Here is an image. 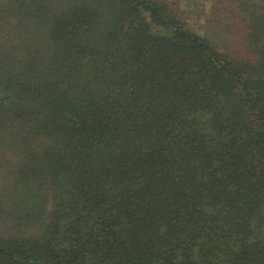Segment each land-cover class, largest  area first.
Wrapping results in <instances>:
<instances>
[{"label": "trees", "instance_id": "obj_1", "mask_svg": "<svg viewBox=\"0 0 264 264\" xmlns=\"http://www.w3.org/2000/svg\"><path fill=\"white\" fill-rule=\"evenodd\" d=\"M223 20L0 0V264H264V0Z\"/></svg>", "mask_w": 264, "mask_h": 264}, {"label": "rangeland", "instance_id": "obj_2", "mask_svg": "<svg viewBox=\"0 0 264 264\" xmlns=\"http://www.w3.org/2000/svg\"><path fill=\"white\" fill-rule=\"evenodd\" d=\"M193 29L211 39L221 40L223 15L230 16L237 0H166ZM218 8V10H217ZM224 25V24H223Z\"/></svg>", "mask_w": 264, "mask_h": 264}]
</instances>
